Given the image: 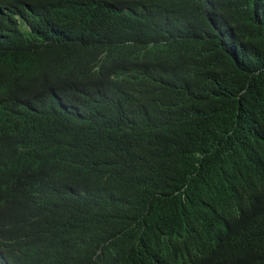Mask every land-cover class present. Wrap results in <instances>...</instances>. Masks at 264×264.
Returning <instances> with one entry per match:
<instances>
[{
	"label": "trees",
	"instance_id": "1",
	"mask_svg": "<svg viewBox=\"0 0 264 264\" xmlns=\"http://www.w3.org/2000/svg\"><path fill=\"white\" fill-rule=\"evenodd\" d=\"M0 264H264V0H0Z\"/></svg>",
	"mask_w": 264,
	"mask_h": 264
},
{
	"label": "bare ground",
	"instance_id": "2",
	"mask_svg": "<svg viewBox=\"0 0 264 264\" xmlns=\"http://www.w3.org/2000/svg\"><path fill=\"white\" fill-rule=\"evenodd\" d=\"M6 81V80H5ZM5 83H7V82H5Z\"/></svg>",
	"mask_w": 264,
	"mask_h": 264
},
{
	"label": "rangeland",
	"instance_id": "3",
	"mask_svg": "<svg viewBox=\"0 0 264 264\" xmlns=\"http://www.w3.org/2000/svg\"><path fill=\"white\" fill-rule=\"evenodd\" d=\"M73 1H75V0H73Z\"/></svg>",
	"mask_w": 264,
	"mask_h": 264
}]
</instances>
